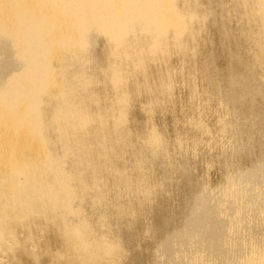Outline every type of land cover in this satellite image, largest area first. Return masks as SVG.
<instances>
[{
  "label": "bare ground",
  "instance_id": "bare-ground-1",
  "mask_svg": "<svg viewBox=\"0 0 264 264\" xmlns=\"http://www.w3.org/2000/svg\"><path fill=\"white\" fill-rule=\"evenodd\" d=\"M175 54L226 108L216 188L192 181L182 136L175 163L159 128L129 126L142 98L149 119L172 101ZM160 169L181 173L179 213ZM144 222L158 237L149 262L134 248ZM44 257L264 264V0H0V264Z\"/></svg>",
  "mask_w": 264,
  "mask_h": 264
},
{
  "label": "rangeland",
  "instance_id": "rangeland-1",
  "mask_svg": "<svg viewBox=\"0 0 264 264\" xmlns=\"http://www.w3.org/2000/svg\"><path fill=\"white\" fill-rule=\"evenodd\" d=\"M209 22L206 24V26H205L206 28L204 27V29H203L204 34H205V31H206V34L204 35L202 33L203 34L201 36L202 39L201 40L198 39L197 40L198 42H196V43H199L198 46L201 47V45H202V47H201L202 50L204 49L201 58H205L206 53H207L206 47H204V43H203L204 37H213V38L216 37L215 32H214L215 31L214 30V24H211ZM231 23H232L233 27H236V25H237L236 20L233 19L231 21ZM100 46H101V44H99V48H100ZM184 61L185 60L182 59V57H180L179 55H176V54L173 56V59L171 60V66L173 69L174 78L176 79V88L174 89V91L172 93L173 95L171 96L172 101L170 102V104H168L167 108H163V109H160L159 107L155 108L152 112V117L149 119V114L147 113L146 110L143 109V105L145 104V102L147 100L145 98H142L141 100L137 101L135 106L132 108V113L129 117V126H132L133 130L135 132L137 131L136 133H139L138 138H141L143 136V133L140 132L141 129H143V128L147 129V128L154 127V126L159 128V130H161L164 133V136L169 143V152H170L172 158L174 159L173 161L176 160L175 163H177V161H180V159L182 157L180 156V153L177 151L178 148H177L176 140L174 138H176V136H177V138L182 136L180 138H181V140H183L182 138L185 139V140H183L185 147H188L187 145L192 144L191 146L188 147L189 148L188 150H184V151H187L189 153V154L188 153L187 154H188L190 164H191L190 171H191V175L193 177L192 181L194 182V180H195V183L196 182L197 183H201V182L206 183L208 181L206 184L209 183V185L211 187L216 188V187H218L217 185L222 183V181L224 182L225 170H223V164H222V162L224 161L223 155H222L223 145L221 144V142H220V144L219 143L215 144L213 139H214V137H216V134H217V136H219V134L221 133V127H222L221 123L223 122V120L227 119V117H226L227 113H226V110H224L226 108H224L223 105L220 106L221 103L219 104V101L217 98L214 99L212 97H207L205 79H204V77H202V74L199 72L200 70H198L197 66L194 64L185 65ZM215 61L217 62L219 68H222L226 64V61L224 60L223 55H220V54H217V58ZM183 68H184V70H183ZM187 74H189L192 79L194 78L192 81L193 83L192 82L189 83L186 80V78H184L185 75H187ZM191 74H193V75H191ZM187 84H189V85H187ZM192 84L196 88V89H194V93L192 92V87H191ZM200 97H201V99H200ZM190 105H193L192 106L193 108L192 109L190 108L193 111L192 113L189 112L190 111L189 107H191ZM208 105L210 106V108H208L209 107ZM193 109L194 110L198 109L197 110L198 112L194 111ZM216 111H217V113H216ZM193 113H195V114H193ZM191 115H193V117L197 116L198 120L199 119L201 120V122L199 120L201 127H199V128L197 127V129L196 128L194 129V127L193 128L190 127V125L188 124L186 119L190 120V118H193ZM189 116H191V117H189ZM218 118L219 119L221 118V119L219 120ZM185 122H187V124ZM219 122H221V123H219ZM204 125H205V127H204ZM187 126L190 128H188ZM200 128H202V130H200ZM188 130H189V132H188ZM205 130L207 131V133H204V132H206ZM199 131L201 133L204 131L203 132L204 134L203 133L199 134ZM186 132H188V133H186ZM210 132L214 133L213 134L214 136ZM195 133H196V135H195ZM175 134H178L179 136L178 135L175 136ZM198 134H199V136H197ZM208 134H210V136ZM135 136L133 139H135ZM193 136H195L196 138H194ZM200 136H201V138H199ZM220 136H222V134H220ZM195 139H198L197 143H199V142L200 143L196 144L197 140H195ZM192 140H193V142H190ZM210 140L213 142H211ZM185 142H186V144H185ZM194 143L196 146L197 145L198 146L196 147L194 145ZM212 143H214V145ZM215 145L216 146L218 145V146L216 147ZM219 145L220 146L222 145V147H220ZM191 152H192V154H191ZM173 153H175V154H173ZM256 155H258V154H256ZM256 155H253V158H251V159L254 160ZM249 159L250 158L244 159L243 160L244 164H248L250 161H253V160H251V159L249 160ZM125 160H126V162H130V157L126 155ZM160 170H162V169H160ZM162 174L166 178L165 186L167 188V193L170 194V196H169L170 198L169 199L167 198L166 204L167 205L170 204V206L173 208L174 211L178 209L177 210L178 212L176 211V213H179L181 211V208L183 210L184 204L181 201L180 195L178 193L182 192L183 189L185 188L184 185L181 184L183 182L182 177H181V173L180 172H170V173L167 172L166 173V171L162 170V172H160L158 175H162ZM180 185H182V186H180ZM180 187H181V189H179ZM178 196H179V198H178ZM174 206H175V208L176 207H179V208L174 209ZM144 207L147 208L146 206H144ZM145 208H143V209H145ZM168 209L171 210V208L169 206H168ZM145 223H147V222L142 223L143 225L140 224L139 226H141V225L142 226L139 227L137 229L138 231L136 230V232H135V234L137 235V238L135 240L134 248L140 257H141V255H143L142 257H145L144 260L146 262H149L150 260H152L153 256L151 254H152V251H153L154 246L156 244L155 241L158 239V237H157V235L154 236L155 239L157 238L155 240L154 237L147 235V228L144 226V225H146ZM24 260H27L26 257H24ZM42 261L44 264L45 263L47 264L48 258L44 257L42 259ZM27 264H30V263H27Z\"/></svg>",
  "mask_w": 264,
  "mask_h": 264
}]
</instances>
